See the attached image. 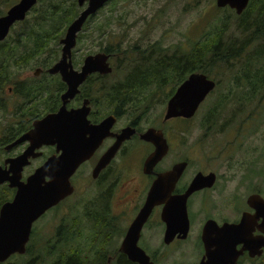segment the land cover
<instances>
[{
	"label": "rangeland",
	"instance_id": "1",
	"mask_svg": "<svg viewBox=\"0 0 264 264\" xmlns=\"http://www.w3.org/2000/svg\"><path fill=\"white\" fill-rule=\"evenodd\" d=\"M10 1L13 4L18 0ZM36 5L37 1L33 6L34 11L29 15L28 23L21 28L16 27L7 38L6 49L9 50L6 51V71L7 74L12 75L13 82L16 79L30 81L33 70L37 68L35 66L32 69L29 67L21 69L15 65L16 59L31 45L30 28L35 26L38 20L42 24L39 30L54 26L51 21L46 23L37 18L40 5ZM8 7L10 6H0V14H4ZM77 9L78 13L82 10L78 6ZM221 14L228 15L226 12L220 13L215 10V0H112L91 16L78 33L77 36L81 35L75 58L82 60L87 54L98 53L99 49L107 45L110 47L120 45L121 49L127 50L134 45H140L142 49L158 42L162 47L179 46L188 50V46L200 39L213 24V19L220 17ZM106 19L107 21L104 22ZM65 31L64 29L62 36ZM120 35L123 36L119 38ZM240 60L235 62L236 67L232 69L217 66L211 70L210 78L207 77L217 82L216 88L208 95L190 121H172L166 125L165 129L171 135L167 137L170 150L162 167L177 159L187 158L184 160L190 164L189 172L215 171L231 180L228 186L241 184L244 193L248 191L246 182L256 178H259L256 181L262 182L260 179L264 170V75L259 72L258 75L252 76L250 83L245 82L240 78L245 71V68L238 63ZM259 61L258 63H262L264 58H259ZM118 78H121V74L115 73L107 79V82L111 84ZM13 82L5 86L8 105L5 110H0V159L5 154L3 147L8 144L4 143L8 142L13 129L20 121L13 115L16 106L21 102L12 95ZM47 97L49 95H46ZM99 101L98 109H105L106 101L104 99ZM216 105H218L217 114L214 119L211 118V121L205 119L204 122L208 111ZM162 106H152L140 127L143 129L155 127L158 123V128H161L165 111ZM108 112L104 111L102 115ZM122 117L120 124L131 120L129 115L124 114ZM147 150L148 148L143 144L132 141L113 163L116 173L121 175L119 183L114 185V196L108 197L112 204L115 203L116 218L114 225L109 226L112 227V235L108 238L101 237L97 241L98 244L102 241L105 243L107 251V256L103 257L105 264H108L109 259H111L109 264L115 261L113 255L118 251L125 229L136 213L130 212L131 206L139 201L134 192L137 187H134V178L131 176L140 177V163ZM37 165L34 162L30 169H34ZM92 181L87 167L79 170L72 179L75 192L71 198L67 199L59 209L44 215L45 217L35 224L33 240L30 246L29 243L26 245L29 246L28 253L12 255L6 262L26 264L31 258L32 261L36 260L37 264H47L52 260L53 246L58 245L57 243L61 244L62 240L68 242L65 244L66 247L71 246L70 241H73L72 246L84 249L91 256L97 255L102 248L92 241L99 236L100 225H96L95 234L93 220L96 217L91 209L99 191L95 189ZM127 181H130L129 185H125ZM123 184L126 186L123 195H117ZM74 220L78 222L75 227ZM56 237L60 240L56 241ZM159 239L157 227L147 230L143 238V246L148 254L158 251ZM187 251H192L190 245H180L176 252L167 250L165 252L170 255L165 262L159 261V263L178 264L183 260L182 253ZM94 260L93 258L90 262L94 264ZM188 261L193 262V259H187L186 262ZM156 262L158 264V256Z\"/></svg>",
	"mask_w": 264,
	"mask_h": 264
},
{
	"label": "flooded vegetation",
	"instance_id": "2",
	"mask_svg": "<svg viewBox=\"0 0 264 264\" xmlns=\"http://www.w3.org/2000/svg\"><path fill=\"white\" fill-rule=\"evenodd\" d=\"M19 1L20 0L16 1L13 4H10L9 5L10 7H8V9L4 12V14H1L0 16H4L7 13V11L12 6L17 4ZM86 4L87 2H85L80 8H82L83 10L86 7ZM37 5H38V1H37ZM34 8L35 7H32L29 10V12L26 14L23 20L15 21L12 24L8 35L5 37L4 40L0 42V49L3 46V48H5V50L8 52L9 49L8 48L6 49L8 36L10 35L11 31H13L16 27L21 28L26 23H28L29 15L32 13V11H34ZM87 20L89 21V18ZM36 26H37V30H39V27L42 26L41 22L39 23L37 22ZM66 28L63 29L66 30ZM30 32H31L30 33L31 45L25 53H23L22 55L19 56V58L16 59L17 62L15 63L17 68H21V69L23 67L25 68L29 67L30 69H32L33 67L37 66V68H35L32 72L30 81H24V80L20 81L16 79L13 82L11 77L12 75L7 74V71L3 73V76H6V78L10 79V82L8 84L13 82L12 84L13 87L11 90L12 95L20 99L21 101L20 104L16 106L15 111L13 112V115L16 116L20 121L13 129L11 136L8 139V142L6 141L4 143V144L6 143L8 144L3 147L5 154L0 159V166L6 169L9 165L7 161L22 155L25 152V150L30 146V143L28 141H24L22 143L15 144L9 149H7V146H10L14 142H16L22 135L27 133L32 128V124L34 121L41 119L46 115L54 114L58 112V110L62 106L61 96L67 90V85L61 80V76L59 75V73L52 74L48 72V70L52 68L53 65L56 62H58L59 59L61 58L62 45L60 44V40L63 38L64 35L57 39V34L51 35V33H49L46 39L43 38L47 46L43 48L44 54L42 56H39L36 55V50L38 49H35L34 41L36 38H38L37 37L38 33L37 34L35 33L34 25L30 28ZM80 35L77 36L76 46L72 49L70 56L71 66L73 70L77 72L80 71L85 57L92 55V54H87L85 57H83L82 60L75 58L76 47L78 42H80ZM51 44L54 45L52 46ZM53 53L54 54L57 53V54L53 59H51L50 57H52L51 55ZM102 53L107 54L106 51H102ZM38 59L40 60L38 61ZM108 62L110 66L113 68L110 58ZM110 74H112V72ZM108 75H99L97 73L90 74L85 79V81L79 85L78 93L74 96V98L69 100V102L65 105L67 110H71V109L75 110L80 108L82 106V103L86 100L88 102L87 106L90 108L88 114V120L92 124H98L106 117L114 116L116 118V122L112 129L113 132L120 133L123 129L127 127L133 128L136 132L129 140H125L122 143L120 149L108 164H106L105 166L104 165L101 166L100 163L98 164L101 156L115 142L114 138L104 139L102 144L98 147V149L95 150L92 157L89 160L81 163L78 166L75 173L70 177V184L74 187L72 179L77 174V172L85 167L89 169V172L91 173V178L93 179L92 184L95 187V189L99 191V194L96 196V198L93 200L92 203L91 210L92 212H95V217H96V219L93 221L97 222L98 225H104L107 227L114 225V220L116 218V215H114L115 203L112 204L111 199L109 201L110 198L109 196L113 195L114 185L119 183L121 179V175L116 173V170L113 168V163L116 157L125 151L126 147L130 142L138 141V143H141L144 146H146L148 150L146 151L140 163V167H139L140 177L138 178L131 176L132 178H134V182H133L134 187H137L136 189H134V192L136 194V199L139 198V201L131 206L132 207L131 210L129 209L130 212L132 211L136 213L134 214L132 220L129 222L128 226L126 227L125 232L128 229L131 222L133 221V219L135 218V216L143 207V204L146 199V195L151 189L153 183L156 180H158L159 178L158 175L162 176L163 174L172 171L173 168L180 163L184 162L186 164V166L182 170L181 176L177 179V181L173 186L171 192L172 197L183 196L187 192L188 188L193 183V181L196 179V176L198 174L204 177L208 176L209 174L215 175L214 179L211 181H208L210 179H206L205 181L200 177L196 181V184L201 185V188L191 193L185 200V212L188 222V229L185 237H182V235L178 233V231L181 228V222H176L180 224H178V226L176 224L172 226V230L174 231L173 238L168 243H166L165 234L167 231V224L164 220V215H163L165 204L163 202H158V205L152 208L147 220L145 221L141 229L140 236L137 241V246H139L145 252V254L154 264H157L156 262L157 256H158V264H160L159 261L165 262L166 258L170 255L168 254V252L165 251L172 250L173 252H176V249L180 247V245L181 246L190 245L192 251L191 252L187 251L182 253L183 260L178 264H199L202 259L207 260L208 253L212 254L211 257L215 261L221 262V258L217 256L216 253L221 250L222 246L226 242H227V247L230 248L231 246H233V250L235 249V251L237 252L235 253L236 255L235 264H264V170L260 179L262 180V182L260 183V181H256V179L258 180L259 178L252 179L250 182H246L248 191L244 193H242L243 186L241 184L228 186V184L231 183V180H229L227 177L220 176L215 171L205 172V173L201 171H197L196 173L189 172L190 164L188 161H185L187 158H184L185 160L182 158L177 159L175 162H171L166 167H162L165 157L167 156L166 155L159 163H157L152 169H149V171L145 173L144 162L146 158L153 152L154 148L150 143L141 141L138 137V133L144 132L149 128H154L156 130L160 129L163 132L168 147H170L167 137L168 136L171 137V135H169L167 129H165L166 125L172 121L188 122L194 116L188 119L182 117H176L166 122H164L162 118L161 124L163 126L161 128H158V123H157L155 127L150 126L143 129L140 127V125L142 122L146 120V118H143L138 121H133L131 119L127 123L120 124L123 115L122 116L117 115L113 107L109 108L110 110H108L109 112L107 114L104 115H102L103 113L97 114V110H95V106H94L95 105L94 101H97L98 99V92H99L98 79ZM215 83L217 85V82ZM215 88L211 92H213ZM51 91L53 92L51 93ZM211 92L209 94H211ZM5 94H6V89L4 88L0 97L1 98L0 110H5L8 105ZM46 95H49V97L46 98ZM41 105H43L44 107H41ZM102 111L104 112L105 110ZM93 114H97L96 116L98 118L92 120L91 118L94 116ZM33 154L34 155L38 154V156L29 158V164L24 166V168L22 169L21 177L20 179L17 180L18 183L22 182L26 184L27 179L34 172L35 169L42 166L45 162H47L51 158L58 157L61 154V150L57 152L56 146L43 145L41 147L36 146L33 149ZM34 162L38 165L34 169H30L33 166ZM45 180H47V178ZM245 180H247V178H245ZM129 184L130 181H127L125 185H129ZM125 187L126 186H124L123 184L117 195L120 194L123 195ZM16 190H17L16 188H11L8 182H4L3 184L0 185V208L4 203H8L13 200ZM74 192H75V187H74ZM74 192L70 196H67L64 199L60 200L56 205L47 209L32 224L30 237L32 235V231L34 230L35 224L39 222L41 218L45 217L44 215L48 214L53 210L59 209L61 205L67 201V199L71 198ZM254 196H256V199H251V197ZM178 202L179 205L181 206L182 201L178 200ZM124 211L125 210H123V213ZM225 224L236 225V227L241 226V230H239V232L236 233V235L232 233L225 234L217 231V229L221 228ZM207 225L208 227L206 229V233L204 234V230ZM156 227L158 228V237L160 238L158 243V251L155 250L153 251V253L149 252L148 254L145 247L143 246V238L147 233V230L156 229ZM58 231H60L59 227H58ZM30 240L31 239L29 238V241ZM160 248L162 249V251H160ZM191 258L193 259V262L190 261L186 262L187 259H191ZM227 259L229 262H234L230 254L229 257H227ZM114 260H116V258H114ZM107 262L109 264L111 262V259H109Z\"/></svg>",
	"mask_w": 264,
	"mask_h": 264
},
{
	"label": "water",
	"instance_id": "3",
	"mask_svg": "<svg viewBox=\"0 0 264 264\" xmlns=\"http://www.w3.org/2000/svg\"><path fill=\"white\" fill-rule=\"evenodd\" d=\"M36 1L20 0L4 16H0V42L8 35L10 27L15 21L25 18ZM110 1L77 0L79 7L87 2L86 7L67 27L63 38L60 40L62 45L61 58L48 70L52 74L59 73L61 80L67 85V90L61 96L62 106L58 112L34 121L32 128L27 133L7 146L9 149L24 141L30 143L22 155L7 161L9 163L7 169L0 166V185L8 182L11 188L17 189L13 200L4 203L0 208V263H4L12 255L25 254L32 224L47 209L74 192V187L70 184V177L81 163L92 157L104 139L114 138L115 142L101 156L98 162L101 166L108 164L122 143L136 133L131 127L123 129L120 133L113 132L112 129L116 122L114 116H108L100 123L92 124L88 120L90 108L87 106L86 100L80 108L75 110H67L65 106L78 93L79 85L90 74L108 75L112 72V67L108 62L110 56L102 52L86 56L79 72L73 70L70 62L72 49L76 46L77 35L82 30L86 20ZM249 1L215 0V5L217 8H228L239 16L246 10ZM215 86L216 83L202 73L190 74L167 101L163 121L166 122L176 117L188 119L194 116L200 104ZM138 137L141 141L150 143L154 148L144 162V172L147 173L167 155L169 147L160 129L149 128L138 133ZM43 145L56 146V151L61 150V154L35 169L27 179L26 184L18 183L17 180L21 177L22 169L29 164V158L38 156V154H33V149ZM185 166L184 162L176 165L172 171L162 176L158 175V180L153 183L146 195L143 207L129 225L118 247V252L124 254L129 261L135 264H154L145 252L137 246V241L145 221L152 208L158 205V202L165 204L163 211L164 220L167 224L165 242L168 243L173 238L172 226L180 224L176 222H181L178 233L185 237L188 229L185 200L191 193L201 188V185L196 184L200 177L205 181L206 179L211 181L215 177L214 174H209L205 176L206 178L198 174L183 196L172 197L173 186L181 176ZM46 178L47 180H45ZM251 199H256V196L251 197ZM178 200L182 201L181 206ZM207 227L208 225L205 227L204 234ZM239 230H241V226L236 227V225L228 224L217 229L219 232L234 235ZM235 253L237 252L235 249L233 250V246L227 247L226 242L221 250L216 253L221 258V262L215 261L211 257L212 254L208 253L207 260L202 259L199 264H235ZM229 254L234 262L228 261Z\"/></svg>",
	"mask_w": 264,
	"mask_h": 264
},
{
	"label": "trees",
	"instance_id": "4",
	"mask_svg": "<svg viewBox=\"0 0 264 264\" xmlns=\"http://www.w3.org/2000/svg\"><path fill=\"white\" fill-rule=\"evenodd\" d=\"M37 1L40 5L37 18L39 17L46 23L51 21L54 24L50 29L35 31L36 34L38 33V38L34 41L35 49H38L36 55L42 56L43 48L47 46L43 38L46 39L49 33L57 34V39L60 38L64 31L63 28H66L76 18L78 5L77 0ZM11 2L0 0V6L10 5ZM215 10L220 13L226 12L228 15L221 14L220 17L213 19V24L206 33L188 46V50L179 46L162 47L158 45V42L142 49L140 45L131 46L127 50L121 49L120 45L114 47L107 45L99 49V52L106 51L110 54L113 71L112 74L98 79V99L94 101L97 114L103 112L102 109H98V106L99 100L104 99L106 107L103 110L105 111L113 107L117 115H129L133 121L147 118L152 106L166 107L167 101L176 88L190 74L202 73L209 77L211 70L217 66L232 69L236 67L235 62L240 59L243 61L240 60L238 63L245 68L240 78L245 82L250 83L252 76L258 75L259 72L264 75V61L258 63L259 58H264V0H250L246 10L239 16L228 8H217L216 5ZM106 21L107 19L104 22ZM122 36L120 35L119 38ZM56 54L53 53L50 58L53 59ZM6 61V50L2 46L0 49V97L6 84L10 82L9 78L3 76L7 70ZM115 73L121 74V78L108 84L107 79ZM217 106L208 111L204 122L205 119L207 121L214 119ZM97 114H93L91 119L98 118ZM77 224L78 222L74 220L73 226ZM96 225L98 223L94 222L95 234L97 233ZM99 230V236L92 241L93 243L98 244L97 241L101 237L107 236L108 238L112 235V228L107 226L100 225ZM34 235L35 231H32L29 246ZM59 240L60 238L56 237V241ZM67 243L62 240L61 244L57 243L58 245L53 246L52 260L47 264H92L90 260L93 258L95 259L94 264H105L103 257L107 256V251L103 241L98 244L102 250L94 256L84 249L72 246L73 241H70L71 246L69 247H66ZM29 246L26 247L25 255L29 251ZM114 256L116 260L112 264H135L118 251H115ZM0 264H12V262L5 261ZM26 264H37V261H32L30 258Z\"/></svg>",
	"mask_w": 264,
	"mask_h": 264
}]
</instances>
